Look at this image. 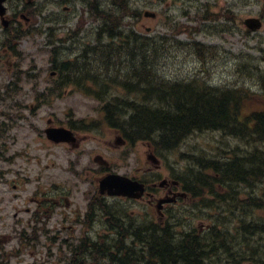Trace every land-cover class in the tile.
<instances>
[{
    "label": "rangeland",
    "instance_id": "374dc122",
    "mask_svg": "<svg viewBox=\"0 0 264 264\" xmlns=\"http://www.w3.org/2000/svg\"><path fill=\"white\" fill-rule=\"evenodd\" d=\"M60 1L58 5L55 0H32L42 11L35 15L29 14L30 21L36 24L40 31L47 26L54 28L50 37L47 33H40L37 36L34 29L29 32L24 29L21 30L23 35L18 38L20 56L11 57L9 55L8 58L7 55L2 56L0 51V84L7 85L9 89L12 84H10L12 76L10 71L13 70V65L21 68L22 88L17 89L12 85L9 96L13 103L16 102V105H23L24 115L23 120L13 121V123L5 121V125L0 126V153L7 159L6 162L0 161V169L9 168L6 170L9 171L6 174L8 179H14V175L19 173V176L24 177L23 182H25L22 189L24 193L21 197L17 193L19 190L13 191L11 185H5L4 180H0V231L17 229L11 226L10 216L16 213L18 208L25 206L23 199L28 202L25 197L35 188L34 178L38 179L44 187L53 188L57 193L64 188L63 190L73 198L81 197L85 184L77 185L70 181L68 175L72 159H75L76 165L78 163L94 165L88 164V161L91 156L99 157L100 155L121 172L129 169L132 171L133 169H147L151 165L146 157L148 152L146 142L136 141L134 144L125 145L121 141L115 142L118 135L117 128L100 123L98 113L100 103L97 100L81 93L72 85H67V88L62 90L61 96L56 98L55 90L59 88L54 86L55 80L50 76L48 67L52 45L46 42L49 39L54 41L55 49L60 47L63 53L74 58L77 55L80 33L73 35V32L79 17L83 16L85 19L84 31L80 35L83 37L82 42L89 39L88 34L91 29L97 26V21L93 19V12L84 8V2L81 0ZM8 2L13 8H20L24 0H9ZM99 3L105 5L106 0H99ZM132 8L138 9L140 15L127 19L128 22L137 25L140 32H145L149 27L150 35H164L168 39L166 50L157 65V71L162 76L181 79L201 73L206 76L207 81L215 85H237L238 83L251 86L256 90L260 89L261 84L264 86V79H262L264 58H260V48L264 49V24L259 30L248 33L243 24L246 17H259V15L263 17L264 22V0H132ZM146 9L155 12V17H144L142 13ZM226 10L233 12L236 17L235 21H232L222 16L225 20L222 22L223 28H217L211 21L203 19L204 16L222 15ZM16 18L23 23L19 14ZM172 30L177 31L178 34L172 33ZM172 39L184 43L175 44ZM192 41L209 44L218 49L214 51V48L210 47L205 55L199 56L185 44ZM240 51L250 52L258 57L254 62L255 65L257 64L258 72L248 69L247 73L250 77L246 75L243 78L236 71L237 66L232 54ZM60 56L63 54H57L56 62ZM41 91H45L42 98H37L36 93ZM117 92L122 93V90L118 89ZM5 105L9 106V103L5 101ZM66 117L78 124H95L94 129L89 127L77 129L78 140L74 143L76 147L68 144V148L45 140L43 129L47 120L53 118L62 123L65 122ZM256 146L264 148L261 144ZM253 147V145H247L221 132L205 131L190 135L168 156V160L180 172L186 169L188 164L185 157L179 156L181 154L189 153L216 158L226 157L233 152L230 150L234 148L244 150ZM80 151L78 159L76 155ZM240 153H242L241 150ZM159 171L161 177L157 179V184L167 174L162 168H159ZM258 186L260 189L261 186L259 184ZM13 193L16 195L13 196ZM191 202L184 203V211L191 213L190 215L177 213L175 216L179 218L182 215V220H185L184 225H188L193 220L202 221L204 216V213L193 214L191 212L190 206H193ZM133 209L137 208L133 207ZM3 217H5L4 222H2ZM9 218L7 222L6 219ZM205 222L208 223L209 220ZM255 242L264 243V234L256 236ZM250 247H252L251 244L248 248ZM261 249H264V246ZM261 249L259 252L264 255ZM259 263L263 264V262Z\"/></svg>",
    "mask_w": 264,
    "mask_h": 264
},
{
    "label": "flooded vegetation",
    "instance_id": "af4514ba",
    "mask_svg": "<svg viewBox=\"0 0 264 264\" xmlns=\"http://www.w3.org/2000/svg\"><path fill=\"white\" fill-rule=\"evenodd\" d=\"M0 51L2 56L9 54L7 47L3 46ZM23 119L21 109L16 113L0 110V126H4L5 121L13 123ZM84 125L70 121L77 140V129ZM57 144L69 148L68 143ZM6 170L0 169V180L11 185L13 191L19 190L17 193L22 197L24 177L17 173L14 179H8L6 174L9 171ZM114 170L141 180L144 183L142 196L131 198L109 195L107 191L100 193L99 179L110 171L105 166L78 165L69 170L70 181L85 184L79 198H73L64 188L57 193L34 178L35 188L25 197L28 202L23 199L25 206L18 208L10 216L11 220L6 219L17 229L0 231V264H188L181 258L167 263L168 246L159 249L155 241L161 237L165 242L175 239L176 243L183 242L181 245L186 243L171 227L176 214L185 212L184 203L187 201H192L190 208L197 207L199 213L212 219L208 223L197 220L198 229L181 231V236L192 238L195 260L189 264H257L247 260L246 252L240 256L238 249V239L242 240L247 233L249 210L243 206L244 199H227L224 208L223 204L215 202L216 199L189 197L191 191L184 178L166 176L165 180L154 184L151 168L140 173H132L130 169ZM159 200L163 201L160 203ZM3 218L2 222L5 221ZM221 220L225 222L222 224ZM221 227L223 230L217 229ZM233 234H238L235 239Z\"/></svg>",
    "mask_w": 264,
    "mask_h": 264
},
{
    "label": "trees",
    "instance_id": "16d2710c",
    "mask_svg": "<svg viewBox=\"0 0 264 264\" xmlns=\"http://www.w3.org/2000/svg\"><path fill=\"white\" fill-rule=\"evenodd\" d=\"M109 5V9L100 13L102 23L92 37L95 42L81 46L79 62L84 60L86 65L79 67L76 62L65 61L60 69L63 76L65 73L72 75L68 82L87 79L92 86L89 95L111 102L104 106L107 119L126 118L121 127L132 132L135 138H150L155 147L163 145L170 148L189 134L205 129L223 130L247 143L264 144V89L258 93L238 83L212 85L201 73L189 80L159 76L157 65L164 38L153 43V38L127 27L125 19L137 13L130 9V0H114ZM93 6L97 7L96 3ZM187 45L196 48L200 56L209 50L198 43ZM232 56L236 71L243 78L249 76L248 69L258 72L257 64H253L255 57L244 53ZM100 86L125 87L126 96L115 93L113 89L101 91ZM110 105L114 106L108 107ZM189 162L190 165L201 166V170L212 166L213 174L216 172L226 178L217 182L207 176L210 185L247 179L255 193L252 197L264 198V148L254 147L242 153L237 149L229 157L202 156L191 158ZM174 240L155 239L159 249L168 246L167 263L179 258L192 263L195 259L191 240L182 239L187 240L183 245V242Z\"/></svg>",
    "mask_w": 264,
    "mask_h": 264
},
{
    "label": "water",
    "instance_id": "95a60500",
    "mask_svg": "<svg viewBox=\"0 0 264 264\" xmlns=\"http://www.w3.org/2000/svg\"><path fill=\"white\" fill-rule=\"evenodd\" d=\"M145 14H148L147 12ZM244 23L249 27V28H258L260 26V21L257 19V18H248V19H245ZM51 131V134H53V137L55 138V132L57 133V131L54 129L52 130H49L48 132ZM49 136H52V135H49ZM107 179V178H106ZM108 180V179H107ZM104 182L105 181H102V184L101 186L104 185ZM114 182V181H113ZM115 188H119L118 186H115Z\"/></svg>",
    "mask_w": 264,
    "mask_h": 264
}]
</instances>
